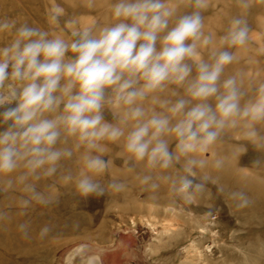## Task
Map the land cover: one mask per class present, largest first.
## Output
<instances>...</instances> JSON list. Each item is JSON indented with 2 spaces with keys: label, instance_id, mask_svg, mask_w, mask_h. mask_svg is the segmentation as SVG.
<instances>
[{
  "label": "clouds",
  "instance_id": "1",
  "mask_svg": "<svg viewBox=\"0 0 264 264\" xmlns=\"http://www.w3.org/2000/svg\"><path fill=\"white\" fill-rule=\"evenodd\" d=\"M242 2L248 6L246 0ZM195 7L206 8L207 0H195ZM52 11L53 18L63 13L55 6ZM175 11L166 0H117L111 8L117 23L98 35L90 29L73 31L79 39L71 43L26 25L16 29L10 45L0 48V108H4L0 111V191L19 190L21 208L52 203V189L41 191L38 182L56 175L60 162L83 147L79 171L63 178L73 181L83 197L102 195L104 186L98 177L111 161L102 158L107 148L101 142L123 138L124 153L136 161L146 160L150 169H168L185 158L187 175L179 176L172 186L191 203L202 185L189 177L196 176L194 167L205 164L195 157L208 151L225 128L242 123L244 137L257 141L256 125L264 123V83L241 106L243 93L236 78L220 83L234 56L213 52L211 62H206L199 48L208 45L210 38L203 35L200 13L181 16L169 28ZM14 27L15 21H0V33ZM247 39L245 22L235 19L221 44L243 46ZM69 52L73 58L67 57ZM186 61L195 65L194 77ZM168 84L184 86L186 98L165 101L161 106L167 114L146 113L138 102ZM212 98L214 106L209 103ZM14 102V107L5 108ZM106 105L119 116L118 124L104 120ZM172 139L174 151H170ZM26 227L20 225L21 230ZM77 262L103 264L102 256L87 244L65 254L64 264Z\"/></svg>",
  "mask_w": 264,
  "mask_h": 264
},
{
  "label": "rangeland",
  "instance_id": "2",
  "mask_svg": "<svg viewBox=\"0 0 264 264\" xmlns=\"http://www.w3.org/2000/svg\"><path fill=\"white\" fill-rule=\"evenodd\" d=\"M116 2L0 0V21H15L14 28L0 33V48L10 45L22 25L68 43L79 39L73 31L90 29L98 35L102 28L118 22L111 13ZM166 2L176 9L169 28L181 16L200 13L203 35L210 38L208 45L199 48L203 59L211 62L213 52L232 54L234 60L225 67L220 83L236 78L243 93L241 106L253 98L264 83V0H246L247 7L242 0H207V7L201 9L195 7V0ZM54 6L63 9L55 18ZM235 19L243 20L248 28L245 45L221 44ZM186 62L194 77L195 65ZM106 95H112L111 89ZM180 98H186L184 86L168 84L138 104L148 114H167L161 105ZM209 103L214 106V98ZM14 106L15 102L5 108ZM102 114L105 121L119 123V116L107 105ZM256 130L258 139L253 142L244 137L242 123L225 128L208 151L195 157L205 164L194 167L196 176L189 177L202 185L191 203L172 186L179 176L187 175L185 158L168 169H150L146 160L136 161L124 153L123 138L101 142L107 148L102 158L111 161L98 177L104 193L79 195L74 182L63 177L79 171V157L85 151L81 147L60 162L56 175L38 182L39 190L52 189V203L21 208L19 190L0 191V264H64L65 254L80 244L100 254L103 264H264V123L257 124ZM175 143L172 139L170 151L175 150ZM67 146H73L71 139ZM146 177L150 179L145 182ZM113 183L119 187H111ZM20 225L27 227L21 230Z\"/></svg>",
  "mask_w": 264,
  "mask_h": 264
},
{
  "label": "bare ground",
  "instance_id": "3",
  "mask_svg": "<svg viewBox=\"0 0 264 264\" xmlns=\"http://www.w3.org/2000/svg\"><path fill=\"white\" fill-rule=\"evenodd\" d=\"M129 230V229H128Z\"/></svg>",
  "mask_w": 264,
  "mask_h": 264
}]
</instances>
